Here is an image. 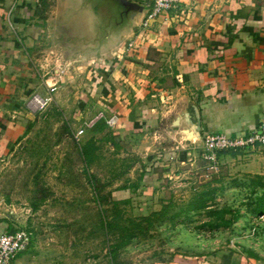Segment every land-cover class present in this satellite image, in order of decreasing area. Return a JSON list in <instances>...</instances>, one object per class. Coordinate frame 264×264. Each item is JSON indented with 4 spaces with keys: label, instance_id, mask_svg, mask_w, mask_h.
Listing matches in <instances>:
<instances>
[{
    "label": "rangeland",
    "instance_id": "rangeland-1",
    "mask_svg": "<svg viewBox=\"0 0 264 264\" xmlns=\"http://www.w3.org/2000/svg\"><path fill=\"white\" fill-rule=\"evenodd\" d=\"M100 21L103 27V16ZM61 71L71 74L73 82L63 88L56 85L27 133L0 152V231L30 233L29 246L17 256L27 258L22 264L221 258L233 244L242 253L251 249L264 264V223L245 216L250 191L242 184L247 175H264L263 149L214 153L213 160L207 159L209 153L200 142L183 145L169 134L168 117L178 105L166 98L160 104L168 108L154 113L157 118L145 116L143 124L125 130L116 124L105 126L103 87L95 80L99 72L87 80V72ZM85 95L93 101L82 109ZM93 121L77 140V132ZM211 188L217 191L208 205L241 212L227 229L205 227L214 221L206 210L183 214L188 203L201 196L197 193ZM111 199L130 203L114 210ZM170 202L167 216L154 220L145 233L136 231L127 246L111 255L122 228H135L149 215L154 218ZM176 214L180 215L173 218ZM108 222L112 227H106Z\"/></svg>",
    "mask_w": 264,
    "mask_h": 264
},
{
    "label": "crops",
    "instance_id": "crops-1",
    "mask_svg": "<svg viewBox=\"0 0 264 264\" xmlns=\"http://www.w3.org/2000/svg\"><path fill=\"white\" fill-rule=\"evenodd\" d=\"M126 1L145 7L149 0ZM119 7L116 0H0V152L34 122L27 103L45 95L44 80L59 88L73 82L59 74L68 69L87 72V80L99 72L103 123L115 117L122 130L157 118L168 108L164 98L178 105L169 127L176 118L183 128L198 117L203 137H235L264 123V0H181L179 21L170 12L169 21L147 27L144 13L125 15ZM91 101L85 95L82 109ZM233 248L220 251L221 259L138 264H260L251 249Z\"/></svg>",
    "mask_w": 264,
    "mask_h": 264
},
{
    "label": "built area",
    "instance_id": "built-area-1",
    "mask_svg": "<svg viewBox=\"0 0 264 264\" xmlns=\"http://www.w3.org/2000/svg\"><path fill=\"white\" fill-rule=\"evenodd\" d=\"M36 6H40L41 0H30ZM181 0H149L146 3L147 12L142 23V27H147L148 24L158 18L167 22L170 20L169 13L174 12L173 19H179L185 14V10L180 7ZM51 71L44 72L45 76H50ZM46 94L41 96L33 94L28 100V107L34 113L44 109L50 98L49 94L55 89V84L48 85L47 79L43 82ZM101 115L97 117L99 119ZM106 126L113 127L116 123L115 117H110L106 122ZM95 122L85 123L84 126L77 132L76 139L78 140L85 132L90 129ZM85 128V129H83ZM203 148L208 151L209 156L206 158L213 160L214 153L219 151H231L245 148L264 147V123L260 124L257 129H254L246 134L231 137L224 134L205 135L203 137ZM259 221L264 222V216H259ZM30 244V233L24 229L15 230L13 232L0 233V264H13L17 256L23 253Z\"/></svg>",
    "mask_w": 264,
    "mask_h": 264
},
{
    "label": "trees",
    "instance_id": "trees-1",
    "mask_svg": "<svg viewBox=\"0 0 264 264\" xmlns=\"http://www.w3.org/2000/svg\"><path fill=\"white\" fill-rule=\"evenodd\" d=\"M32 127L31 125L29 126L28 129ZM246 149V148H245ZM240 150H231V151H219L217 152L219 155L221 154H230L233 155ZM248 181L246 183H242L244 188H247L250 191L249 198H246L247 203L245 204V216L248 217V220H257L259 222V216H264V175H247ZM216 181V180H215ZM236 183V182H235ZM237 184H240L239 182ZM239 186V185H238ZM217 189L216 188H211L209 190L199 192L197 194H201L199 198H193L188 205H187V210L183 211V214L186 216L189 214V212L193 211H200V210H206L208 211L207 214L214 220L213 222H209L208 224H205V227H208L209 229H227L233 225L234 222H237L239 218L242 216L241 212L239 210H230L229 208H217L211 205H208V201L212 202L214 200V194L216 193ZM103 199L106 200L107 196H103ZM109 203L111 204L112 208L114 210H118L119 206L121 205H126L130 203V199H124V200H109ZM213 203V202H212ZM171 206H173L172 202H170L168 205L162 206V209L155 213L156 215L154 218L153 216L149 215L147 217L141 218L139 223L136 224L135 228L132 229H127V228H122L123 229V235L118 239V243L115 244L113 247V251H111V255L114 256V251L117 249H120L122 247L127 246L130 241L137 235L135 234L136 231L139 233H145L148 228L153 224L154 220L161 219L165 216H167L168 211L171 209ZM180 214H176L173 216L177 217ZM113 222H116L114 220ZM254 223V221H252ZM264 223V222H261ZM257 223V224H261ZM117 228H120L118 224L116 225ZM106 227H112L111 222H108L106 224ZM15 229L10 228L7 230V232H13ZM231 242V241H229ZM234 245V244H233ZM235 246V245H234ZM233 252H235V249H231ZM242 253V252H241ZM243 253H251L249 250H244ZM217 255V254H216ZM212 255L211 257H213ZM216 258V257H214ZM221 259V258H219Z\"/></svg>",
    "mask_w": 264,
    "mask_h": 264
},
{
    "label": "water",
    "instance_id": "water-1",
    "mask_svg": "<svg viewBox=\"0 0 264 264\" xmlns=\"http://www.w3.org/2000/svg\"><path fill=\"white\" fill-rule=\"evenodd\" d=\"M120 3V7L119 10L123 12V14L127 15V13H129L130 11H132V16H136L139 15L141 13H146L147 9L145 7H141L137 4H130L127 3L126 0H116ZM188 114H186L187 116ZM194 118V122L188 123L187 127H183L181 126V122L182 120L179 118H176L171 125V135H175V139L182 141L184 143H188V144H194L197 142H200L201 145L203 144V136L200 132V123H199V118L197 117H193Z\"/></svg>",
    "mask_w": 264,
    "mask_h": 264
}]
</instances>
